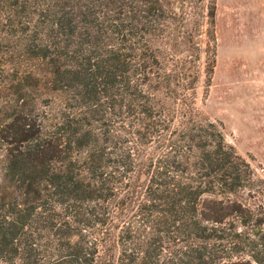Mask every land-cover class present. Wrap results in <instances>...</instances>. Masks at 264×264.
Instances as JSON below:
<instances>
[{"label":"trees","instance_id":"1","mask_svg":"<svg viewBox=\"0 0 264 264\" xmlns=\"http://www.w3.org/2000/svg\"><path fill=\"white\" fill-rule=\"evenodd\" d=\"M214 6L0 0V264H264V185L197 105Z\"/></svg>","mask_w":264,"mask_h":264},{"label":"rangeland","instance_id":"2","mask_svg":"<svg viewBox=\"0 0 264 264\" xmlns=\"http://www.w3.org/2000/svg\"><path fill=\"white\" fill-rule=\"evenodd\" d=\"M209 1V0H207ZM214 63L202 43L197 105L223 127L226 142L249 163L264 185V0H214ZM207 21V23H206Z\"/></svg>","mask_w":264,"mask_h":264}]
</instances>
